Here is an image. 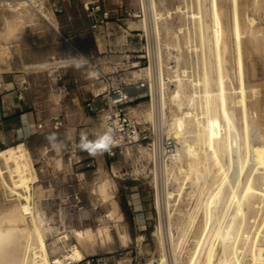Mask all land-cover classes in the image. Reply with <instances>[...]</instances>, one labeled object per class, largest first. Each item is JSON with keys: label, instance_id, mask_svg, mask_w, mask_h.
Listing matches in <instances>:
<instances>
[{"label": "rangeland", "instance_id": "374dc122", "mask_svg": "<svg viewBox=\"0 0 264 264\" xmlns=\"http://www.w3.org/2000/svg\"><path fill=\"white\" fill-rule=\"evenodd\" d=\"M131 2V8L135 9L134 0ZM153 2L157 10L160 9L159 11L165 14L167 26L174 33H179L180 44L190 39L191 49L197 48L184 50L183 59L186 56V60H182V63L188 73L192 72L201 82L199 89L203 103L206 104L205 124L213 126L217 123L223 127L225 123L221 119L218 100L211 96L216 92L215 80L218 76L216 48L213 45L211 0H153ZM177 6L181 7V14H174ZM214 8L219 30L222 33L217 49L220 73L225 78L227 117L235 126L239 145L246 149L248 146V157H251L248 167L241 174V181L238 177V183L236 182L239 192L253 169L251 148L264 144V0H214ZM1 11H3V17L0 18V75L6 82L7 77L19 74L17 70H28L32 73L34 88L41 93L40 98L35 100L38 103L34 106L41 116V120L36 124H43V120L58 114L54 108L55 104L60 101L70 102L72 89H75V83L69 77L61 85L58 82L54 83L50 72L51 68L58 65L56 62H61L59 58L56 60L54 57L57 52H60L59 34L64 33L55 31L56 19L44 13L54 26L47 24L35 12L10 13L5 9ZM235 13L240 23L241 20L245 23L246 19H253L252 30L256 33L251 34L254 36L252 38L250 33H247V29L243 30L239 45L236 43L233 31ZM19 20H22L23 24ZM20 24V27L13 28L14 25ZM127 25L129 29H141L135 22L130 21ZM179 27L182 32H179ZM159 29L161 33L160 26ZM150 42L152 44L149 46L148 43L141 42L126 51L120 52L111 48L108 52L113 57L109 59L110 61L120 63L115 65L116 70L111 75L114 83L131 90L141 82L146 83V90L139 92L143 97L130 104L133 117L140 129H147L150 132V138L146 143L126 147L115 153L113 157H109L105 152L94 156L89 155L88 152L80 149L79 143L61 144L57 136L56 142L59 147L53 148L46 139L50 134H44L33 140H15L0 144V149H3L22 142L29 153L37 178L31 189L32 198L37 203L43 222L49 230L45 234V244L51 257L54 255L51 252L53 246L76 244L73 236L76 230L90 233L85 258L98 256L110 262L125 259L130 264H148L156 262L162 253L165 255L166 264H174L170 243L174 244L176 256L181 259L184 255L182 252H186L185 246L187 249L188 243L191 242L190 238L196 221L200 220V202L202 204L204 201L205 194H201V190L198 189L192 196L186 197L188 183L185 186L181 185V177H177L179 182L174 175L176 171L172 173L164 169L163 164L168 165L169 160L159 159L157 153L153 154L147 146L153 142L161 143L168 137L174 141L176 148L179 147V144L165 133L162 122L158 120L159 113L153 107L162 93L157 72L159 74V69L162 68L163 75L167 78V67L172 63L165 57L163 51L161 63L150 58L154 56L158 60L155 42L153 39ZM133 43L138 41L135 40ZM146 55L150 57L147 58ZM28 59L30 64L24 63V60ZM39 59H44L51 65L41 70H33V68L24 70L25 65H32ZM59 65L61 67L64 64ZM149 68L152 73L154 72L151 80L145 74ZM103 70L105 73L111 72L108 66H104ZM89 71L91 70L87 72ZM93 74L94 77L90 78L89 74L88 77L96 80L87 83L80 79L81 85L84 89H90L92 94L95 89L104 91V85L97 79L95 72ZM241 86L244 89L243 98L239 93ZM63 87L68 90V95L58 90ZM165 89L163 92L167 94L168 87ZM79 99L81 100V97ZM239 100H242V103H235ZM81 103L86 116L92 120L91 140H95L98 134H103L98 122L101 111L90 113L85 108V102ZM165 112L168 116L167 110ZM65 114L68 117L70 112L66 111ZM166 120L168 121L169 118ZM244 132H247V136ZM144 149L150 154L143 151ZM219 161L221 162L220 157ZM105 181L109 182L108 190L116 202L118 217L110 215L108 202L98 194V186ZM179 188H183L179 192L184 195L178 193ZM39 191L40 197L37 195ZM167 193H171L172 196L167 197ZM157 196L160 204L159 211L156 206ZM9 199L0 187V211L10 204L7 201ZM222 210L223 208L221 212ZM190 219H194L195 223L190 224ZM157 229L162 235H160V241L154 233L158 232ZM64 236H67V240ZM204 255L205 252L201 259Z\"/></svg>", "mask_w": 264, "mask_h": 264}, {"label": "bare ground", "instance_id": "6f19581e", "mask_svg": "<svg viewBox=\"0 0 264 264\" xmlns=\"http://www.w3.org/2000/svg\"><path fill=\"white\" fill-rule=\"evenodd\" d=\"M143 6L147 16H145L143 25L140 23L139 27L146 33L148 46L152 44L150 40H154L158 60L154 56L148 57L161 63L163 51L165 57L172 63L167 67V78L163 75L162 68L159 69V74L157 72L162 93L153 105L155 111L159 113L158 120L160 123L162 122L165 133L179 144L173 155L169 157V164H163V166L169 172L176 171L174 175L176 178L181 177L182 182L177 178L181 185L185 186L188 183L186 186L188 188L186 191L184 190L186 197L192 196L198 189L201 190V194H205L204 201L202 204L200 202V210L198 209L201 211L200 220L196 221L190 238L191 242L188 243L187 249L185 246L186 252H182L184 255L181 256V259L176 256L174 244L170 243L171 246L169 245L172 250L171 254H173L172 263L264 264V144L251 148L253 169L238 192L236 182L238 177L239 180L242 177L241 174L248 167L251 157H248V146L247 150L244 146L239 145L235 126L227 117L225 78L220 73L217 49L222 33L217 22L214 0H211V21L218 76L215 80L216 92L211 96L218 100L221 119L225 123L223 127L217 123L208 126L204 122L206 104L203 103L199 89L201 82L195 78L192 72L189 74L182 63V60H186V56L183 59V51H189L192 47L190 39L182 45L180 44L179 33H174L167 26L168 21L165 14L159 11L160 9L157 10L153 0H144ZM2 9L10 13L29 11L20 5L5 8L0 4V18L3 17L4 10L1 11ZM180 12L181 7L177 6L174 14ZM40 14L45 17L42 11ZM19 22L23 24L22 20ZM241 23L235 13L233 31L238 45L240 36L244 33L243 30L247 29L250 36L256 34L252 30L253 19L248 18L245 23L241 20ZM21 24L14 25L13 28L20 27ZM159 26L162 30L161 33ZM181 28H178L179 32ZM196 49L195 47L194 50ZM60 63L65 64L64 61ZM60 63L56 62V64ZM49 65L51 64L38 60L32 65H27L26 68L41 70ZM104 70L106 69L104 68ZM94 72L89 71L90 78L94 77ZM153 73L149 68L145 74L151 80ZM165 87H168L167 94L163 92L166 90ZM100 90L95 89L94 94L103 91ZM239 93L243 98V86L240 87ZM235 103H242V100ZM165 110H167L168 116ZM150 118H152L151 115ZM166 118L169 120L167 121ZM98 122L103 132L102 114H100ZM246 133L245 136H247ZM143 151L150 154L145 149ZM151 152L153 154L156 152L158 158L165 161L159 153L158 143H153ZM219 157L223 163L219 161ZM36 180L29 153L22 142L0 149V187L6 197L10 198L7 200L10 204L0 211V264H52V262L65 264V261L68 260L72 264H79L86 257L85 252L89 247L90 233L74 231L73 236L76 244H64L63 247L53 246L51 252L54 255L51 257L45 244V234L49 230L43 222L41 211L37 203L34 202L31 193ZM108 187L109 182L105 181L98 186L97 191L100 197L108 202L110 215L118 217V208ZM182 190L183 188H179L177 191L181 194L179 191ZM37 195L40 197L41 192L39 191ZM171 196V193H167V197ZM166 203L169 205L168 201ZM156 206L159 211L158 196ZM221 208H223L222 212ZM196 218L198 217L196 216ZM190 220V224L195 223L194 219ZM154 233L160 241L159 230ZM64 239L67 240V236H64ZM54 247H56L55 250ZM204 252L205 255L201 259ZM148 264H166L165 255L161 253L156 262Z\"/></svg>", "mask_w": 264, "mask_h": 264}, {"label": "built area", "instance_id": "2783aa9c", "mask_svg": "<svg viewBox=\"0 0 264 264\" xmlns=\"http://www.w3.org/2000/svg\"><path fill=\"white\" fill-rule=\"evenodd\" d=\"M132 0H0V4L5 8H12L20 5L31 12H36L47 24H50L46 17L40 14L42 11L45 15L53 18L59 16L66 17L68 10L83 12L87 20H92L89 24L90 31H98L102 26H106L112 22L123 37L121 45L118 43L110 44L108 41L112 37L111 32L105 33L106 44L102 54H108L111 48L123 46L128 48L133 41H138L140 44L148 43L143 29H129L127 23L135 22L142 23L146 16V11L143 6L144 0H134L136 8H131ZM67 21H70L67 18ZM144 36V39H143ZM67 45V51L62 55L66 65H85L90 67L97 74V79L104 85V91L99 94H92L85 101V108L90 112L101 111L103 133L110 131L114 143L110 150L105 151L106 155L113 157L115 153L120 152L126 147H132L136 144L146 143L149 140L150 132L147 129L141 130L138 123L133 117L130 104L135 100L142 98L140 91L146 90V83L137 84L133 90L122 86L121 84L112 81V72L116 70L115 65L111 66V72L105 73L93 63V55H86L82 49L73 44L69 39H64ZM147 56V55H146ZM148 58V56H147ZM148 60V59H146ZM3 84V77L0 75V86ZM16 85V84H15ZM148 87V86H147ZM60 93L68 95L66 87L58 89ZM19 99L21 96L18 95ZM145 97V96H144ZM64 126V120L60 116L51 119V128L53 131H59ZM36 130H42L43 124L37 123ZM158 141V140H157ZM154 143V142H153ZM152 144L148 145L151 151ZM159 153L164 160H169V157L175 152L176 144L173 140L166 137L159 143ZM88 166V165H87ZM128 262V263H127ZM52 264H57L52 262ZM65 264H72L70 260L65 261ZM79 264H130L128 260L107 261L103 257H87Z\"/></svg>", "mask_w": 264, "mask_h": 264}, {"label": "crops", "instance_id": "0c3cea01", "mask_svg": "<svg viewBox=\"0 0 264 264\" xmlns=\"http://www.w3.org/2000/svg\"><path fill=\"white\" fill-rule=\"evenodd\" d=\"M67 18L70 21H67ZM66 17L59 16L56 18V29L66 34L60 35V52H57L55 59L59 58V61L63 60V54L67 51V45L64 39H69L73 44L78 45L82 51L88 55H93V63L102 71L104 66L111 68L112 65H117L115 61H110L113 57L109 54L103 55L104 45L106 44L105 33L111 32V43H118L121 45L123 37L119 35L116 26L113 23H109L106 26H102L98 31H90L89 24L92 20H87L84 17L83 12H77L75 10H68ZM51 26H54L50 18L47 19ZM139 43H133L132 46H137ZM123 46H119L115 49L117 51H126L128 49ZM110 51V50H109ZM118 58V57H114ZM115 59V60H116ZM40 61L46 62L44 59ZM28 60H24V63H28ZM125 62V61H123ZM120 64V63H119ZM118 64V65H119ZM123 64V63H121ZM27 65L24 66V70H27ZM51 68L50 72L53 77V82H58L59 85L63 84L64 80L68 77L75 83V89H72L70 102L63 101L54 105L55 110L58 112L56 116L62 117L64 120V126L59 131H53L51 128V119L56 117H49L43 120L42 130H36V122L41 120L35 100L39 99L40 91H36L33 83V76L30 71H19V74L11 75L7 77L6 82L3 79V84L0 86V144L10 143L18 140L36 139L44 134H53L60 138V143L64 142L76 145L80 143V134L82 132L88 134V139H92L91 119L85 114V110L81 102H85L90 94V89H84L80 83V79L86 81H93L96 79H89L88 70L94 71L88 66L80 65H55ZM30 70V69H29ZM85 82V83H86ZM16 84V85H15ZM92 87V85H90ZM89 88V87H88ZM71 91V90H70ZM18 95L21 96L19 99ZM83 96V98H82ZM81 97V100L79 99ZM76 101V102H75ZM66 111L70 112V115L65 114Z\"/></svg>", "mask_w": 264, "mask_h": 264}, {"label": "clouds", "instance_id": "9594fccd", "mask_svg": "<svg viewBox=\"0 0 264 264\" xmlns=\"http://www.w3.org/2000/svg\"><path fill=\"white\" fill-rule=\"evenodd\" d=\"M80 65H77L79 67ZM53 148H58L59 145L56 142L55 133L46 137ZM114 143L113 137L110 131H106L103 134H98L95 140H89L88 134L82 132L80 134L79 147L81 150L86 151L89 155H97L110 150L111 145Z\"/></svg>", "mask_w": 264, "mask_h": 264}]
</instances>
